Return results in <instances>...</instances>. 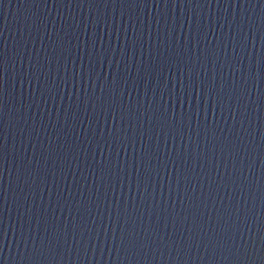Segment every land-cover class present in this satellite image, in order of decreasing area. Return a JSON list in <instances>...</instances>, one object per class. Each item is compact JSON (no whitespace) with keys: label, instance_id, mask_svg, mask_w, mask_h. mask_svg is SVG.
Returning <instances> with one entry per match:
<instances>
[{"label":"water","instance_id":"obj_1","mask_svg":"<svg viewBox=\"0 0 264 264\" xmlns=\"http://www.w3.org/2000/svg\"><path fill=\"white\" fill-rule=\"evenodd\" d=\"M0 264H264V0H0Z\"/></svg>","mask_w":264,"mask_h":264}]
</instances>
